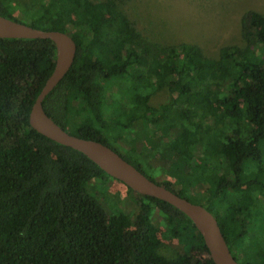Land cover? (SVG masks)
<instances>
[{
	"label": "trees",
	"instance_id": "trees-1",
	"mask_svg": "<svg viewBox=\"0 0 264 264\" xmlns=\"http://www.w3.org/2000/svg\"><path fill=\"white\" fill-rule=\"evenodd\" d=\"M124 5L0 0V13L76 39L74 64L44 101L58 124L198 198L239 263L264 264V13L247 9L241 42L207 53L153 41ZM56 52L51 39L0 37V264H215L184 212L128 185L125 200L98 192L112 176L31 125ZM162 239L177 252L165 255Z\"/></svg>",
	"mask_w": 264,
	"mask_h": 264
},
{
	"label": "water",
	"instance_id": "water-1",
	"mask_svg": "<svg viewBox=\"0 0 264 264\" xmlns=\"http://www.w3.org/2000/svg\"><path fill=\"white\" fill-rule=\"evenodd\" d=\"M0 37L45 38L56 45L55 67L37 96L30 114L31 125L47 137L83 152L107 174L134 191L162 199L184 212L201 232L215 264H240L232 254L217 217L206 206L191 201L159 184L116 149L100 140L74 135L58 124L45 110L44 101L74 64L78 44L69 33L36 28L0 13Z\"/></svg>",
	"mask_w": 264,
	"mask_h": 264
},
{
	"label": "rangeland",
	"instance_id": "rangeland-1",
	"mask_svg": "<svg viewBox=\"0 0 264 264\" xmlns=\"http://www.w3.org/2000/svg\"><path fill=\"white\" fill-rule=\"evenodd\" d=\"M124 8L153 41H190L202 46L207 53H215L224 45L241 42L243 13L247 9L264 13V0H125ZM111 140L113 146L124 151L122 143L114 137ZM151 163L154 168L152 173L157 180L168 177L165 171L159 169L158 161ZM106 188L121 194L122 200L129 197L127 185L119 179L108 177L106 181L101 180L97 191L102 193ZM132 195L135 196L134 192ZM103 199L110 211L124 208L117 206L112 199ZM192 199L197 203L202 202L196 197ZM126 206L132 207L133 204L127 200ZM162 241L165 255L171 256L177 252L173 242Z\"/></svg>",
	"mask_w": 264,
	"mask_h": 264
}]
</instances>
